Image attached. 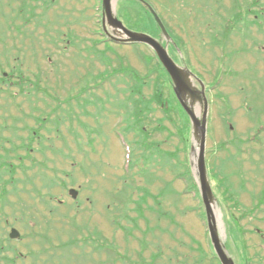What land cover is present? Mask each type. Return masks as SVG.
Instances as JSON below:
<instances>
[{"label": "rangeland", "instance_id": "1", "mask_svg": "<svg viewBox=\"0 0 264 264\" xmlns=\"http://www.w3.org/2000/svg\"><path fill=\"white\" fill-rule=\"evenodd\" d=\"M124 1L111 4L126 28L173 42L166 50L189 85L209 88L217 229L235 264H264V0H145L172 38L145 13L130 27L121 7L135 3ZM102 5L0 0V264H221L202 204L200 131L153 104L145 127L160 151L136 147L125 69L144 76L159 64L147 44L106 42ZM194 107L202 117L203 104ZM12 227L20 238L8 236Z\"/></svg>", "mask_w": 264, "mask_h": 264}, {"label": "trees", "instance_id": "2", "mask_svg": "<svg viewBox=\"0 0 264 264\" xmlns=\"http://www.w3.org/2000/svg\"><path fill=\"white\" fill-rule=\"evenodd\" d=\"M132 1H134L135 4H133V6L136 9H138V7H140V8L142 7V14H141V12H140V14L136 13V15L134 17L131 14V12L132 11L137 12V10L132 8V7L125 8V6L122 5L121 13H124L125 14L124 17L130 19V20L127 19L129 26L130 27L137 26L138 28H140L143 25V23L147 22V21L143 20L144 19L143 14L145 13V14H148V17L151 18V20H150V23L152 24L151 30L157 29L158 31H161L159 29L160 27H158L157 23L155 22L153 15L149 12V10L145 6L141 5V2L139 0H132ZM124 2L128 3L129 0H125ZM234 17L237 20L238 15H236ZM258 18L261 19V17L259 15H258ZM255 21H257V20H255ZM145 64H149V63L146 62ZM158 64H159V67H156L157 69L154 70L152 68H149L148 69L149 74H146L144 76L140 75L134 69H130V68L125 69V71H128L130 73L129 75H131V77L135 79V83L130 84L129 87L127 86L128 88H132V89H129V90L126 89V91H129V96L131 97V99H129V100L131 101L132 104L131 105L128 104V102H127V101H129V100H127L128 97L126 98L127 101H125L124 104L122 103V107L124 105V109H126L125 110L126 115L128 116L126 119L127 122H129V128L128 129L129 130H132V129L136 130L140 136L138 143H136L139 146L137 145L136 147L137 148L141 147L143 150H146V151L151 149L150 150L151 152L152 151H160V144H158L156 142H155L156 144H150L151 131H149L145 127L146 116L148 114H150L153 109H155L153 104L156 105L158 108L162 109V112L164 113L165 118H169V117L172 118V111L174 112L176 110V111L181 112V114L183 116L181 121H183V119H184V125H185V128L188 131V133H190V130H191V123H190L189 117L186 114V112L184 111V109L182 108L181 104L178 102L176 95L173 92L170 93L169 97H167L165 95V86H167L169 82H171V84H172V81H171V77L168 75V73L165 70H163L164 68L162 67V65L160 64L159 61H158ZM150 69H152V71ZM154 71L157 73V75H156L155 79H152L151 74L153 75ZM151 72H153V73H151ZM4 80H6L7 82H10L9 80H11V79H9V78L5 79L4 78ZM11 82H12V80H11ZM150 84L153 85L152 94L150 95L149 98H144V95H143L144 92L143 91H144L146 86L150 87ZM20 87H21V90L24 91V88L22 86H20ZM212 87L215 88L217 86H216V84H212ZM199 92H201V91L199 90ZM132 93H133V96H132ZM209 93H210V90L208 88L206 91V96ZM137 95H140V97L137 98ZM209 103H210V99L208 97V100H207V102H205V104H209ZM160 125L161 126L157 127V129H159V130L166 129L165 127H163L162 124H160ZM176 127H177V125H176ZM184 131L185 130L180 131V129H179L178 132L180 135H182V133H184ZM188 137H190L189 134H188ZM148 159H150V158H148ZM225 201H226V199H225Z\"/></svg>", "mask_w": 264, "mask_h": 264}, {"label": "water", "instance_id": "3", "mask_svg": "<svg viewBox=\"0 0 264 264\" xmlns=\"http://www.w3.org/2000/svg\"><path fill=\"white\" fill-rule=\"evenodd\" d=\"M111 3H112V0H104L105 12H106L105 15L107 16L111 26L119 27L120 30L127 36L126 38H121L118 40L117 38H114V39L119 42H131V41L143 42V43L150 45L157 52L160 60L165 65L167 71L169 72V74L171 75L175 83V88L178 94V99L180 100L186 112L191 117L194 129L200 131V132L196 131L201 140V141L199 140L200 149L198 151L197 164H198V172L200 174V179H201V190L203 194V201H204L206 211H207L208 227L210 231L211 240H212L213 246L215 248V251L218 257L221 260V263L222 264H235L233 259L229 257V255L227 254V252L225 251L222 245L221 237L218 232L215 218L213 216V211H212L213 192H212L211 186L208 183L207 176H206L207 172H206V159H205L208 107L207 105L204 107L202 118H199L196 116L192 108V104L194 105V101L200 98L195 93V89L191 87L189 83L187 82L185 78L186 72L169 56L166 48L155 38L145 33H134L130 31L129 29H127L124 26V24L117 17L114 16ZM150 9L154 13L159 25L163 28V30H165V27L161 19L157 15V13L154 11L153 8H150ZM189 98L192 100V102L189 101ZM71 193L73 194L74 197H76L77 192H75V190H71ZM11 236L18 237L19 233L16 230H13L11 233Z\"/></svg>", "mask_w": 264, "mask_h": 264}, {"label": "bare ground", "instance_id": "4", "mask_svg": "<svg viewBox=\"0 0 264 264\" xmlns=\"http://www.w3.org/2000/svg\"><path fill=\"white\" fill-rule=\"evenodd\" d=\"M153 9L154 10H156L154 7H153ZM189 101H191L192 102V100L189 98ZM195 102V101H194ZM192 104V103H191ZM192 108H193V110H194V112H195V114H196V116L197 117H199V118H202V117H200V111H199V109H197V108H195L194 107V105L192 104ZM203 115V114H202ZM189 120H190V122H192V120H191V117L189 116ZM208 120H209V114H208V116H207V128H208ZM195 135H196V137H197V139H196V147H198L199 145V135H198V133H195ZM199 151V150H198ZM198 153V152H197ZM147 158H149V157H147ZM209 173V172H208ZM206 174V176H207V180H208V183H209V185L211 186V188H212V185L210 184V182H209V178L211 179V178H213V176L212 175H210V173L209 174ZM212 211H213V216H214V218H215V222H217V217H218V219H219V213H218V210H216L215 209V205L213 204V206H212ZM217 216V217H216ZM218 223V222H217ZM217 223H216V226H217ZM221 242H222V239H221ZM210 244L213 246V243H212V241L210 242ZM222 245H223V243H222ZM214 247V246H213Z\"/></svg>", "mask_w": 264, "mask_h": 264}]
</instances>
